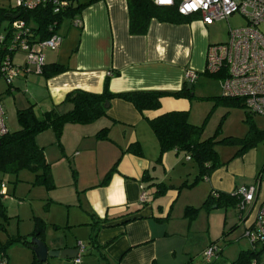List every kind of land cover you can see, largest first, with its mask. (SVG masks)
I'll list each match as a JSON object with an SVG mask.
<instances>
[{
	"label": "crops",
	"instance_id": "crops-1",
	"mask_svg": "<svg viewBox=\"0 0 264 264\" xmlns=\"http://www.w3.org/2000/svg\"><path fill=\"white\" fill-rule=\"evenodd\" d=\"M77 18L80 26H68L64 35L57 30L61 39L56 48L42 50L44 64L57 62L66 67L64 72L46 78L35 73L33 66H29L30 71L27 72L24 70L25 62L20 65L21 71L12 87L7 85L4 90L7 94L18 95L16 103L19 106L14 114L17 109L30 104L34 105L38 117L52 109L66 112L72 107L63 102L69 91L81 89L101 93L106 76H110L108 90L112 93L176 91L187 83L185 73L188 69L195 72L203 70L206 48L210 45L209 25H204L198 18L179 24L152 19L146 34L131 35L128 32L126 0H96ZM44 50L50 51L46 59ZM115 72L118 74L113 76ZM195 83L191 85L192 89ZM191 100L162 97L160 107L146 111L143 117L131 103L112 98L106 115L95 122L64 125L61 148L64 155L72 154L77 177L73 192L77 199H73L72 205L83 212L80 223L87 230L88 247L85 246L80 264L188 263L184 260L188 254V243H180V239H194V236L191 219L184 215V209L187 206L200 207L211 191L234 193L241 187L256 183V198L248 213L242 218L234 212L242 223L243 235L251 227L259 203L264 201V174L257 149L251 148L238 156L220 160L221 165L209 177L193 185L200 186L194 194H183V187H188L183 183H191L197 175V167L193 163V172H183L179 159L177 163L173 156L179 154L175 151L165 152L158 160V141L147 119L170 111L188 112L193 107ZM102 128L108 129L106 139L96 137ZM35 140L44 150L42 133L36 135ZM135 142L140 144L141 155L126 152L128 146ZM44 156L50 164L51 151L45 149ZM114 165L115 171L106 180ZM176 169L178 174L171 175L170 171ZM189 178L193 180L189 182ZM159 182L168 186L160 195L155 194V183ZM142 193L145 194L144 200L140 198ZM177 202L178 214L175 215L172 209ZM216 207L213 205L201 210H206L208 217L209 210ZM90 237H93L92 242H89ZM172 239H178L183 262L178 260ZM203 239L211 238L208 235ZM77 242L58 244L60 242L50 240L47 246L63 249L76 247ZM205 243L208 247L214 242Z\"/></svg>",
	"mask_w": 264,
	"mask_h": 264
},
{
	"label": "rangeland",
	"instance_id": "rangeland-1",
	"mask_svg": "<svg viewBox=\"0 0 264 264\" xmlns=\"http://www.w3.org/2000/svg\"><path fill=\"white\" fill-rule=\"evenodd\" d=\"M86 1L88 0H76L77 3ZM10 4H12V0H0V6L7 7ZM71 25L72 22L69 19H64L58 29L60 34L64 35L67 27ZM244 25L245 20L240 14H234L227 20L214 22L208 27L209 44L227 41L229 27L234 29ZM43 53L46 59V55L50 51L44 50ZM13 62L17 65L23 64L25 55L21 52L14 54ZM195 82L192 91L194 97L191 100L193 107L187 112V115L188 120L193 124H204L202 139L211 137L217 130L219 132L216 134L215 139L218 141L227 138L234 140L243 138L250 126V123L246 121L248 113L245 107L225 104L214 105V101L211 99L213 96L222 94L221 76L218 74H202ZM6 87V82L0 78V104L5 110L7 130L12 132L19 128L16 114H14L15 108L19 106L16 103L18 95L16 93H5ZM251 120L256 128L264 130V116L253 115ZM41 143L44 150L51 151L50 171L54 187L47 189L44 185L35 182V174L30 169H22L16 174H2L0 172V181L5 184V191L8 194L6 198L0 196V244L5 245L9 239L30 241L35 220L39 219L44 223L41 239L46 245L50 240L60 242L58 244L65 242L73 244L80 241L88 247L87 230H85V225L80 223L83 221L84 214L79 207L72 205L73 199H77L75 198L76 195L73 194L77 177L74 178L72 174L74 168L72 154L67 153L64 155L65 153L62 152L61 146L57 143L55 135L51 131L42 132ZM239 147V143L219 142L215 148L219 160H222L238 156L237 150ZM252 149L258 151L261 172L264 174V140L258 141ZM173 156L176 158L177 163L179 159L183 172H193V164L186 159L184 154H173ZM160 172L163 175L162 166H160ZM170 172H172L171 175L176 176L178 169ZM166 174L168 175V172ZM191 178H189V182L193 180ZM199 189L200 186H185L183 187V194H194ZM166 200L167 198H164V201ZM179 202L172 209L175 215L178 214ZM209 211L210 214L207 217L206 210L200 209L190 220L193 225L192 235L194 239H180V243H188L186 246L188 254L184 259L188 263L184 264H231L240 251L253 249L254 245L246 237V231L243 235L242 223L239 217L234 215L236 211L233 208L219 206ZM208 235L211 239H203ZM172 241L176 246L178 260H180L183 254L181 247L178 246V239H172ZM205 242H214L210 245L220 251L219 256L213 255L210 262H207L203 257L204 251L210 246L205 247ZM260 246V244H256L255 248L258 249ZM5 250L8 257L7 264H31L35 258L33 251L20 242L8 244ZM259 260V264H264V250L261 251ZM44 263L72 264L69 260L53 257L48 258Z\"/></svg>",
	"mask_w": 264,
	"mask_h": 264
},
{
	"label": "trees",
	"instance_id": "trees-1",
	"mask_svg": "<svg viewBox=\"0 0 264 264\" xmlns=\"http://www.w3.org/2000/svg\"><path fill=\"white\" fill-rule=\"evenodd\" d=\"M96 0H88L84 3H75L70 5L66 10L59 14H53L48 5L40 6L33 10L15 9L10 4L7 7L0 6V32L6 30L7 37L11 34V23L14 20H21L30 30L27 36L31 41H43L49 38L53 33L57 32L64 19L71 20L78 17L82 10ZM129 23L128 32L131 35H144L148 30L150 20L156 19L159 22L168 23H185L190 22L198 17L183 16L178 13L176 6L160 7L156 6L151 0H126ZM7 47L0 48V61L8 54ZM66 69L65 66L57 62L43 64L40 74L46 78L60 74ZM118 72L112 75H117ZM198 77L205 72H197ZM198 79V78H197ZM110 76H106L103 81V90L101 93H92L81 89L69 91L63 102L71 104V109L59 113L52 109L44 112L42 117H38L34 111V105L30 104L26 108L16 110V120L19 128L9 132L0 138V172L2 174H16L22 169H30L35 174V182L44 185L47 189L54 187L51 179L50 164L46 161L42 146L36 143L35 137L39 133L51 130L56 138L57 143L61 146L60 138L65 124H91L99 118L106 115V102L112 98H119L131 103L134 108L144 117L146 111L156 110L160 107V99L165 96L174 98L194 97L193 89L186 90V84L176 91L162 90H133L119 93H112L108 90V82ZM195 82V81H194ZM191 85L193 86V83ZM10 88V87H8ZM211 99L214 105L225 104L243 106L241 102L234 98L213 96ZM251 115L248 114L246 121L250 123L247 134L241 138L234 140L232 138L216 140L215 136L218 130L206 139H202L203 123L200 125L192 124L188 121L187 111H170L163 113L155 118L147 119L152 132L154 133L159 146V156L168 151L182 153L197 167V175L195 179L187 184L188 187L193 186L199 180L209 177L214 169L221 165L216 151V144L219 142L239 143L240 147L237 154H243L247 150L256 146L258 141L264 140V130L256 128L252 123ZM108 129L102 128L96 133L98 139L107 138ZM126 152L141 155L140 144L135 142L128 146ZM115 171V165L107 173L106 180L111 172ZM73 177L76 178V171L72 170ZM146 174H144V177ZM157 188L155 194H162L168 188L165 183H155ZM8 196V194H7ZM242 197L234 193L211 191L205 197L200 207L187 206L184 209V215L190 219L196 215L201 208H208L216 205L224 208H233L237 215L244 217L248 210L239 208ZM1 210V205H0ZM43 222L39 219L35 220L34 229L31 233L32 237L41 239L43 234ZM93 241L90 237L89 242ZM13 242H20L29 245V241L20 239H9L5 245L0 244V259L8 260L6 254V246ZM252 250H242L231 264H259L261 251L264 250V243L256 240L252 243ZM260 244V248L256 249L255 245ZM220 253V251L218 252ZM217 253V254H218ZM31 264L40 263L35 258Z\"/></svg>",
	"mask_w": 264,
	"mask_h": 264
},
{
	"label": "built area",
	"instance_id": "built-area-1",
	"mask_svg": "<svg viewBox=\"0 0 264 264\" xmlns=\"http://www.w3.org/2000/svg\"><path fill=\"white\" fill-rule=\"evenodd\" d=\"M156 6H176L183 16L196 15L204 25H211L216 21L227 20L234 14H240L245 25L228 30V39L222 43L210 44L206 48L204 67L201 72L218 74L221 76L222 96L234 98L241 102L251 116H264V0H151ZM75 0H12L15 9L33 10L48 5L53 14L66 10ZM73 26H80V20L71 19ZM11 34L0 32V48L7 47L8 54L0 61V78L4 79L8 87L21 71V66L13 62L14 54L21 52L25 55L24 70L29 72V66L40 74L43 62L42 50L54 49L61 37L57 32L43 41H31L27 36L29 28L21 20L11 23ZM198 78L197 72L188 69L185 81L192 83ZM5 112L0 104V138L7 133ZM189 160V156L186 157ZM242 197L239 205L241 210H247L255 201L257 184L241 187L236 192ZM0 196L7 197L5 184L0 181ZM144 200L145 194L140 195ZM246 237L251 243L259 240L264 243V201L258 206L253 224L246 230ZM78 253L72 259V264H80L85 246L77 242ZM218 249L209 246L203 257L210 262L213 255L217 256ZM0 264H7L0 259Z\"/></svg>",
	"mask_w": 264,
	"mask_h": 264
},
{
	"label": "water",
	"instance_id": "water-1",
	"mask_svg": "<svg viewBox=\"0 0 264 264\" xmlns=\"http://www.w3.org/2000/svg\"><path fill=\"white\" fill-rule=\"evenodd\" d=\"M191 83L186 84V90L191 89ZM109 103L106 102L105 106L108 107ZM28 247L33 251L35 259L40 263H44L48 258H60L62 260H72L77 256L78 247H69L63 249H50L45 242L38 238L32 237L29 241Z\"/></svg>",
	"mask_w": 264,
	"mask_h": 264
}]
</instances>
